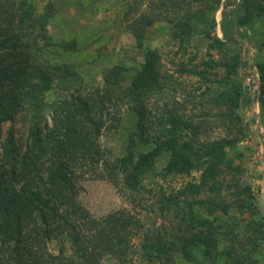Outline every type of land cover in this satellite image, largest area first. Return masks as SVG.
Wrapping results in <instances>:
<instances>
[{"label":"trees","instance_id":"1","mask_svg":"<svg viewBox=\"0 0 264 264\" xmlns=\"http://www.w3.org/2000/svg\"><path fill=\"white\" fill-rule=\"evenodd\" d=\"M213 3L212 13L220 9L222 0ZM235 6L230 14L223 13V39L207 9H188L174 25L173 39L185 49L195 36L194 21L212 25L204 35L211 41L210 50L227 54L224 61L209 60L204 66L225 70L226 89L214 103L222 111L221 118L242 137L244 131L238 127L240 117L236 112L256 96L248 90L251 83H235L233 78L241 73L248 76L251 68L256 70L260 82L258 101L264 113V60L251 63L247 59L248 47L239 39L253 44L249 26L256 17L264 18V0H240ZM56 13L51 2L40 9L32 0H0V134L3 125L14 123L21 111L31 115L33 129L30 150L18 159L17 149L10 141L1 161L0 264H101L106 256L127 264L131 236L141 226L140 221L126 211L95 217L80 199V181L86 176L106 179L125 192L130 201L137 202L142 196L144 177L165 153L170 154L165 175L190 176L200 172L201 176L200 181L188 183L177 194L163 192L150 206L146 205L164 218L173 213L178 223L170 242L160 235L145 237L141 245L145 258L172 261L179 257L189 264H219L221 260L242 264L232 241L230 247L220 250L221 239L230 233L228 227L225 229L217 219H205L195 211V205L201 203L196 197L209 191L208 211L228 214L230 206L212 193L221 192L217 182L225 170H235L228 150L235 146L237 138L199 145V126L172 111L165 116L149 151L135 154L131 150L123 157L109 159L99 144L110 107L123 104L133 106L139 136L144 140L149 102L173 78L163 70L159 51L147 41L148 30L157 17L141 16L130 26L143 58L130 84L125 83L124 67L115 66L107 70L102 89L53 99L48 97L55 86L53 70L62 69L48 65L44 51L53 46L48 28ZM258 50L264 51V40ZM65 68L67 74L75 75L69 72L68 64ZM178 72L200 77L206 70L189 69L182 63ZM46 113L51 115V125L47 116L44 136H39L40 117ZM251 193L250 186L237 190L234 204L242 213L249 209L251 215L257 216ZM258 219L253 218L247 225L252 232L248 243L255 249L264 240V217L260 215ZM55 243L59 246L57 254L50 251ZM66 246L73 249V258L67 255ZM198 257H205L208 263Z\"/></svg>","mask_w":264,"mask_h":264},{"label":"rangeland","instance_id":"2","mask_svg":"<svg viewBox=\"0 0 264 264\" xmlns=\"http://www.w3.org/2000/svg\"><path fill=\"white\" fill-rule=\"evenodd\" d=\"M32 1L40 9L51 2L57 12L48 28L53 46L44 51L48 65L62 69L53 70L55 86L48 95L53 99H64L73 93H89L102 89L107 70L115 66L124 67L125 83L130 84L143 63L130 26L141 16L153 14L157 17L154 25L148 30L147 41L159 51L163 70L173 78L164 84L163 90L149 102L147 118L144 121L146 128L144 140L139 136L138 117L133 106L123 104L110 107L106 118L107 127L100 136L99 144L109 159L123 157L131 150L135 154L149 151L160 133L165 116L172 111L199 126L197 136L199 145L237 138L235 146L228 150V158L233 160L235 170H225L217 182L221 192L212 193L213 196L224 199V205L230 206L228 214L208 211L207 203H211L209 191L196 197L201 203L195 205V211L205 219L209 216L217 219L219 225L223 224L225 229L228 227L230 233L221 239L219 246L221 251L230 247L229 241H232L240 260L244 261L242 264H254L251 261L264 264V240L260 241V246L255 249L248 243L252 232L247 230V225L253 218L258 219L260 215L264 217V113L258 101L260 82L251 69L248 75L250 82L247 80L248 76L243 73L233 78L235 83L243 82L244 85L246 81L251 83L248 90L256 96L251 103L242 105L236 112L240 117L238 127L244 131V136L241 137L236 128L221 118L222 111L214 103L216 96L226 89L223 81L226 77L225 70L222 67L210 69L204 66L209 60L224 61L227 54L210 50L211 41L204 35L212 25L194 21L192 25L195 36L185 49H181L180 44L173 39L174 25L182 20L188 9H207L218 36L223 39L221 31L223 13L230 14L236 8L235 2L238 3L240 0H222L220 9L214 13L211 11L214 0ZM249 33L254 35L253 44H248L245 39H239L248 47L247 59L251 63L263 61L264 51L260 52L258 48L264 40V18L256 17L249 26ZM40 45L43 47L44 44ZM182 63L189 69L198 71L205 69L206 72L200 77L193 74L181 75L178 70ZM65 64L69 65V72L75 74L74 76L67 74ZM48 115L49 113H46L40 117L39 136H44L43 127ZM50 119L51 115L48 116L49 126ZM32 130V117L24 111L16 115L14 123L3 125L0 134V168L8 142H13L19 155L18 159L30 150ZM169 157L170 154H163L144 177L142 196L137 202L130 201L125 192L114 187L106 179L86 176L80 181V199L95 217L100 218L115 211H126L140 221L141 226L135 228L131 236L127 264H189L179 257L172 261L166 258L148 260L141 251L146 236L154 238L160 235L170 242L177 230L178 220L174 218L173 213L164 218L159 213L155 214L149 210L147 206L153 203L152 200L158 199L163 192L167 195L177 194L188 183L200 181V172H193L190 176L165 175ZM41 167L44 171V166ZM248 186L255 197L254 203L259 212L257 216L251 215L249 209L242 213L234 204L236 201L233 195L237 190L242 191ZM66 249L67 255L73 258V249L70 246H66ZM50 251L57 254L58 243L51 245ZM198 260L208 263L205 257H198ZM220 262L219 264H232L231 261ZM101 264L119 263L115 258L106 256Z\"/></svg>","mask_w":264,"mask_h":264},{"label":"built area","instance_id":"3","mask_svg":"<svg viewBox=\"0 0 264 264\" xmlns=\"http://www.w3.org/2000/svg\"><path fill=\"white\" fill-rule=\"evenodd\" d=\"M251 71H252V73L253 74H255L256 75V77L258 78V81H259V77H258V75H257V73H256V70L254 69V68H251ZM252 77H254V75H252ZM250 77L248 76L247 77V80L250 82V79H249ZM254 82V81H253Z\"/></svg>","mask_w":264,"mask_h":264}]
</instances>
